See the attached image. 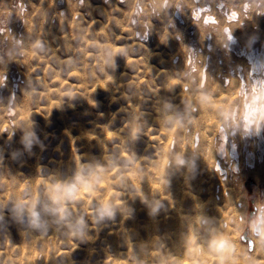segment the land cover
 Wrapping results in <instances>:
<instances>
[{"label": "rangeland", "instance_id": "obj_1", "mask_svg": "<svg viewBox=\"0 0 264 264\" xmlns=\"http://www.w3.org/2000/svg\"><path fill=\"white\" fill-rule=\"evenodd\" d=\"M233 1L0 0V264H264V0Z\"/></svg>", "mask_w": 264, "mask_h": 264}, {"label": "bare ground", "instance_id": "obj_2", "mask_svg": "<svg viewBox=\"0 0 264 264\" xmlns=\"http://www.w3.org/2000/svg\"><path fill=\"white\" fill-rule=\"evenodd\" d=\"M195 1V0H194ZM178 2V1H177ZM233 2H235V0L233 1ZM236 2H237V0H236ZM235 2V3H236ZM256 2V1H255ZM184 2L182 1V4H183ZM219 3V2H218ZM179 4V3H178ZM201 5V4H200ZM244 6V5H243ZM179 7V6H178ZM185 7H186V5H185ZM188 8V7H187ZM245 8V7H244ZM178 9V8H177ZM264 9V8H263ZM179 10V9H178ZM177 10V11H178ZM198 10H200V8L198 9ZM203 11H205V10H203ZM185 12V11H184ZM197 12H199V11H197ZM232 12V11H231ZM264 12V11H263ZM179 13V12H178ZM209 13V12H208ZM154 14H155V12H154ZM169 14V13H168ZM194 14H196V13H194L193 12V15ZM197 14H199V13H197ZM196 14V15H197ZM264 14V13H263ZM207 15V14H206ZM210 15V14H209ZM208 15V16H209ZM174 16H175V14H174ZM177 16H179V15H177ZM199 16V15H198ZM176 17V16H175ZM229 17V16H228ZM227 17V18H228ZM177 18V17H176ZM206 18V17H205ZM209 18V17H208ZM210 18H211V21H214V20H212V17H211V15H210ZM194 19V18H193ZM230 19V18H229ZM166 20H168V19H166ZM179 20H180V18H179ZM195 20V19H194ZM160 21V20H159ZM211 21H209L208 20V22H211ZM228 21V20H227ZM158 22V21H157ZM180 22H181V20H180ZM158 23H160L161 24V22H158ZM162 23H163V21H162ZM169 23V22H168ZM206 23V22H205ZM170 24V23H169ZM216 24V23H215ZM196 25V24H195ZM208 25V24H207ZM222 25V24H221ZM238 25V24H237ZM185 26V25H184ZM209 26V25H208ZM192 27V26H191ZM203 27V26H202ZM239 27H241V26H239ZM243 27V26H242ZM257 27H258V24H257ZM163 28V27H162ZM170 28V27H169ZM188 28V27H187ZM209 28H210V26H209ZM159 29V28H158ZM226 28H224V30H225ZM167 30V29H166ZM212 30V29H211ZM221 30V29H220ZM186 31V30H185ZM226 31H227V29H226ZM237 31V30H236ZM251 31V30H250ZM119 32V31H118ZM166 32V31H165ZM213 32V31H212ZM127 33V32H126ZM185 33V32H184ZM194 33V35H195V32H193ZM202 33V32H201ZM206 33V32H205ZM186 34V33H185ZM229 34V33H228ZM227 34V35H228ZM187 35H189L188 33H187ZM206 35V34H205ZM221 34H219V36H220ZM227 35H225L226 37H227ZM247 35H248V33H247ZM176 36V35H175ZM185 36V35H184ZM230 35H228V37H229ZM205 37V36H204ZM190 38V37H189ZM195 38V37H194ZM199 38V37H198ZM230 39H232V37H229ZM151 39V38H150ZM159 39V38H158ZM177 39V38H176ZM188 38H186V40H187ZM224 40H226L225 38H223ZM178 40V39H177ZM189 40V39H188ZM263 40V39H262ZM199 41V40H198ZM228 41V40H227ZM135 42V41H134ZM140 42V41H139ZM183 42V41H182ZM187 42V41H186ZM217 42V41H216ZM263 42V41H262ZM189 43H190V41H189ZM199 43V42H198ZM130 44V43H129ZM143 44V43H142ZM178 44V43H177ZM188 44V43H187ZM192 44H194V43H192ZM206 44V43H205ZM217 44H219V42L217 43ZM140 45V44H139ZM180 45H181V43H180ZM260 45V44H259ZM179 46V45H178ZM191 46H193V45H191ZM209 46V45H208ZM213 46H214V43H213ZM264 46V45H263ZM123 47V46H122ZM133 47H135V46H133ZM146 47V46H145ZM210 47V46H209ZM223 46H220V48H222ZM148 48H150V47H148ZM147 48V49H148ZM188 48H190V47H188ZM194 48V47H193ZM199 48V47H198ZM212 48V47H211ZM219 48V47H218ZM131 49H132V47H131ZM151 49V48H150ZM187 49V48H186ZM227 49V48H226ZM256 49H258V48H256ZM227 50H229V49H227ZM127 51V50H126ZM125 51V52H126ZM130 51V50H129ZM147 51V50H146ZM158 51V50H157ZM196 51V50H195ZM222 51V50H221ZM224 51H225V49H224ZM223 51V52H224ZM156 52V51H155ZM168 52V51H167ZM173 52V51H172ZM209 52H211L210 50H209ZM226 52V51H225ZM224 52V53H225ZM174 53H175V51H174ZM173 53V54H174ZM189 53V52H188ZM191 53V52H190ZM189 53V54H190ZM216 53V52H215ZM242 53V52H241ZM144 54H146L145 52H144ZM220 54V53H219ZM247 54V53H246ZM127 55V53L125 54V56ZM191 55V54H190ZM218 55V54H217ZM221 55V54H220ZM223 55H225V54H223ZM243 55H245L244 53H243ZM242 55V56H243ZM145 56V55H144ZM129 57V56H128ZM135 57V56H134ZM133 57V58H134ZM146 57H147V55H146ZM177 57V56H176ZM176 57L174 58L175 60H176ZM222 57H224V56H222ZM246 57V56H245ZM247 57H248V59L250 60V62H251V64H252V66L251 67H253V68H255V70L256 71H258V72H260V74L261 75H259L258 77H257V79H255L254 81L256 82V84H258L259 86H261V85H263L264 84V50H252L251 52H249L248 54H247ZM219 58V57H218ZM247 59V58H246ZM67 61V60H66ZM69 61H70V59H69ZM112 61V60H111ZM185 61V60H184ZM183 61V62H184ZM226 61V60H225ZM248 61V60H247ZM72 62V61H71ZM173 62V61H172ZM207 62V61H206ZM205 62V63H206ZM232 62V61H231ZM70 63V62H69ZM112 63V62H111ZM188 63V62H187ZM249 63V62H248ZM167 64V63H166ZM175 64V63H174ZM183 64V63H182ZM227 64V63H226ZM225 64V65H226ZM237 64V63H236ZM70 65H71V63H70ZM217 65V64H216ZM239 65V64H238ZM169 66V65H168ZM218 66V65H217ZM245 66H247V64H245ZM75 67V64H74V66H73V68ZM157 67V66H156ZM170 67V66H169ZM168 67V68H169ZM183 67H184V65H183ZM226 67H228V66H226ZM229 68V67H228ZM228 68H227V71H231V69H229L228 70ZM237 68H238V66H237ZM241 68V67H240ZM252 68V69H253ZM211 69H213V68H211ZM218 69V68H217ZM245 69H246V67H245ZM72 70H74V71H77V69L75 70V69H72ZM79 70V69H78ZM169 70V69H168ZM190 70V69H189ZM189 70H188V72H189ZM221 70V69H220ZM223 70V69H222ZM235 70V72H237L236 71V69H234ZM238 70V69H237ZM163 71V70H162ZM187 71V70H186ZM200 71V70H199ZM204 71V70H203ZM217 71H219V70H216V72ZM225 71V70H224ZM229 71V72H230ZM83 72V71H82ZM122 72H123V70H122ZM121 72V73H122ZM125 72V71H124ZM221 71H219L218 73H220ZM242 72H243V70H242ZM105 73V72H104ZM111 73V72H110ZM118 73V72H117ZM169 73V72H168ZM197 73V72H196ZM212 73V72H211ZM222 73V72H221ZM226 73V72H225ZM82 74V73H81ZM178 74V73H177ZM232 74V73H231ZM230 74V75H231ZM183 75V74H182ZM197 75V74H196ZM221 75V74H220ZM219 75V76H220ZM228 75V74H227ZM229 75V76H230ZM246 75V74H245ZM108 76V75H107ZM119 76V75H118ZM188 76V75H187ZM223 76V75H222ZM238 76V75H237ZM241 76V75H240ZM96 77V76H95ZM109 77V76H108ZM218 77V76H217ZM231 77V76H230ZM230 77H229V79L228 80H230ZM97 78H98V76H97ZM175 78V77H174ZM215 78V77H214ZM213 78V79H214ZM221 78H223V77H221ZM235 78V77H234ZM238 78V77H237ZM27 79V78H26ZM83 79V78H82ZM203 79H204V77H203ZM209 79V78H208ZM85 80V79H84ZM92 80V79H91ZM110 80H113V79H111L110 78ZM117 80H119V79H117ZM162 80V79H161ZM174 80H176V79H174ZM180 80V79H179ZM182 80V79H181ZM192 80V79H191ZM210 80V79H209ZM227 80V79H226ZM225 80V81H226ZM234 79H232V81H233ZM93 81V80H92ZM95 81V80H94ZM103 81H104V79H103ZM115 81V80H114ZM213 81V80H212ZM242 81V80H241ZM253 81V80H252ZM28 82V81H27ZM121 82V81H120ZM196 82H197V80H196ZM209 82H211V81H209ZM208 82V83H209ZM83 83H84V81H83ZM99 83V82H98ZM103 84V82H100L99 84ZM105 83V82H104ZM108 83V82H107ZM119 83V82H118ZM135 83V82H134ZM225 83V82H224ZM234 83H236L235 82V80H234ZM86 84V83H85ZM93 84V83H92ZM94 84H95V82H94ZM101 84V85H102ZM155 84V83H154ZM252 84V83H251ZM106 85V84H105ZM110 85V84H109ZM117 85V84H116ZM157 85V84H156ZM213 85V84H212ZM237 85H239L238 83H237ZM257 85V86H258ZM25 86V85H24ZM93 86V85H92ZM122 86V85H121ZM158 86V85H157ZM202 86V85H201ZM234 86V85H233ZM251 86V85H250ZM88 87V86H87ZM104 88H106L105 86H103ZM107 87H108V85H107ZM115 87V86H114ZM123 87V86H122ZM150 87H151V83H150ZM153 87V86H152ZM165 87V86H164ZM185 87H186V85H185ZM184 87V88H185ZM240 87H242V86H240ZM24 88V87H23ZM86 88V87H85ZM92 88V87H91ZM196 88V87H195ZM207 88H209V87H207ZM251 88V87H250ZM262 88V87H261ZM26 89V88H25ZM109 89H111L110 87H109ZM108 89V90H109ZM226 89V88H225ZM233 89V88H232ZM240 89H242V88H240ZM239 89V90H240ZM255 89H257V87L255 88ZM27 90V89H26ZM137 90H138V88H137ZM259 90V89H258ZM145 91V90H144ZM195 91V90H194ZM206 91V90H205ZM208 91V90H207ZM221 91H223V90H221ZM235 91V90H234ZM236 91H237V89H236ZM247 91H249L248 89H247ZM87 92V91H86ZM96 93V91L94 90L93 91V93ZM109 92V91H108ZM107 92V93H108ZM111 92V91H110ZM152 92V91H151ZM181 92V91H180ZM209 92V91H208ZM240 92V91H239ZM256 92V91H255ZM258 92V91H257ZM25 93H26V91H25ZM123 93V92H122ZM157 93V92H156ZM160 93H161V91H160ZM205 93V92H204ZM223 93H225L224 91H223ZM245 93H247V92H245ZM252 93V92H251ZM260 93V92H259ZM86 94V93H85ZM110 94V93H109ZM133 94V93H132ZM234 94V93H233ZM242 94V93H241ZM84 95V94H83ZM112 95V94H111ZM163 95H165V94H163ZM209 95V94H208ZM243 95H245V94H243ZM247 95H248V93H247ZM260 95V94H259ZM128 96V95H127ZM132 96V95H131ZM169 96V95H168ZM239 96H241L240 94H239ZM246 96V95H245ZM244 96V97H245ZM257 96V95H256ZM262 96H263V94H262ZM107 97H109V96H107ZM174 97V96H173ZM198 97V96H197ZM150 98H152V97H150ZM158 98V97H157ZM181 98V97H180ZM210 98V97H209ZM240 98V97H239ZM241 98H243L242 96H241ZM240 98V99H241ZM247 98H250V97H246V99ZM253 98H254V96H253ZM87 99H88V97H87ZM109 99H110V97H109ZM146 99H147V97H146ZM261 99V98H260ZM263 99V98H262ZM82 100V99H81ZM156 100V99H155ZM160 100V99H159ZM191 101H192V99H190ZM203 100V99H202ZM201 100V101H202ZM141 101V100H140ZM150 101H151V99H150ZM246 101V100H245ZM255 101V100H254ZM161 102V101H160ZM213 102V101H212ZM253 102V101H252ZM263 102V101H262ZM152 103V102H151ZM170 103V102H169ZM235 103H236V101H235ZM239 103H240V105L242 104L240 101H239ZM190 104V103H189ZM192 104V103H191ZM230 104V103H229ZM238 104V103H237ZM260 104H263V105H260V106H257L258 104H255V105H252V103H245V106H244V108L242 109L241 108V113H242V119L244 120V121H246L247 123H251L252 121H250V119H249V111L250 110H252V109H254V108H259L262 112L261 113H264V103H260ZM81 105V104H80ZM144 105V104H143ZM146 105V104H145ZM224 105V104H223ZM239 105V104H238ZM243 105H244V103H243ZM174 106V105H173ZM80 107V106H79ZM78 107V108H79ZM189 107V106H188ZM191 107V106H190ZM240 107V106H239ZM242 107V106H241ZM85 108V107H84ZM87 108H88V106H87ZM155 108V107H154ZM154 108H153V110H154ZM172 108H174V107H172ZM181 108V107H180ZM236 108V107H235ZM237 108H238V106H237ZM81 109H82V107H81ZM86 109V108H85ZM84 109V110H85ZM188 109V108H187ZM192 109V108H191ZM195 109V108H194ZM193 109V110H194ZM211 109H212V107H211ZM79 110V109H78ZM130 110V109H129ZM135 110V109H134ZM177 111H179L180 109L178 108V109H176ZM183 110V109H182ZM190 110V109H189ZM226 110V109H225ZM240 110V109H239ZM255 110V109H254ZM142 111V110H141ZM147 111V110H146ZM222 111V110H221ZM234 111H236V109H234ZM237 111H238V109H237ZM257 111V110H256ZM80 112H82L81 110H80ZM143 112H144V110H143ZM149 112V111H148ZM151 112V111H150ZM149 112V113H150ZM172 112V111H171ZM189 112V111H188ZM224 112V111H223ZM253 112H255V111H253ZM133 113V112H132ZM135 113V112H134ZM237 113V112H236ZM255 113H257V112H255ZM102 114H104V112L102 113ZM139 114H141V113H139ZM144 114V113H143ZM146 114V113H145ZM157 114V113H156ZM174 114V113H173ZM177 114V113H176ZM180 114V113H179ZM218 114H221L220 112L218 113ZM238 114L240 115V112H238ZM168 115V114H167ZM198 115V114H197ZM213 115V114H212ZM235 115V114H234ZM255 115H257V114H255ZM261 115V114H260ZM107 116V115H106ZM142 116V115H141ZM174 116V115H173ZM210 116V115H209ZM238 116V115H237ZM263 116H264V114H263ZM143 117V116H142ZM154 117V116H153ZM161 117V116H160ZM208 117V116H207ZM258 117H259V115H258ZM222 118V117H221ZM226 118V117H225ZM236 118V117H235ZM264 118V117H263ZM152 118L150 117V119L149 120H151ZM161 119V118H160ZM175 119V118H174ZM227 119V118H226ZM259 119V118H258ZM110 120V119H109ZM129 120V119H128ZM193 120V119H192ZM215 120V119H214ZM134 121V120H133ZM220 121V120H219ZM231 121V120H230ZM229 121V122H230ZM232 121H234V120H232ZM238 121H240V120H238ZM152 122V121H151ZM171 122V121H170ZM204 122V121H203ZM216 122H218V121H216ZM241 122V121H240ZM257 122H258V120H257ZM260 122V121H259ZM137 123V122H136ZM192 123H194V122H192ZM207 123V122H206ZM225 123V122H224ZM231 123V122H230ZM242 123V122H241ZM251 124H253V123H251ZM164 125V124H163ZM206 125V124H205ZM244 125V124H243ZM247 125V124H246ZM263 125H264V123H263ZM105 126H107L106 124H105ZM173 126V125H172ZM202 126V125H201ZM220 126V125H219ZM167 127V126H166ZM194 127V126H193ZM221 127H223V126H221ZM244 127V126H243ZM248 127V126H247ZM246 127V128H247ZM156 128V127H155ZM168 128H171V126L170 127H168ZM226 128V127H225ZM104 129H105V127H104ZM205 129V128H204ZM226 129H228V128H226ZM241 129V128H240ZM245 128H243V130H244ZM93 130H94V124H93ZM118 130H120V129H118ZM168 130V129H167ZM222 131L221 132H218V133H220L219 135L220 136H222L223 138H225V140H226V134H225V132L223 131V128L221 129ZM255 130V129H254ZM263 130H264V128L258 123L257 125H256V134H257V140H258V142H256L257 143V147H258V155H259V158L261 159L262 158V156L264 155V133H263ZM78 131H79V129H78ZM108 130H106V132H107ZM110 131V130H109ZM129 131V130H128ZM214 131V130H213ZM216 131V130H215ZM241 131V130H240ZM86 132V131H85ZM112 132H113V130H112ZM158 132V131H157ZM162 132V131H161ZM169 132V131H168ZM202 132V131H201ZM253 132V131H252ZM182 133V132H181ZM203 133H204V131H203ZM217 133V134H218ZM245 133V132H244ZM92 134V133H91ZM102 134V133H101ZM105 134V133H104ZM81 135V134H80ZM94 135V134H93ZM107 135V134H106ZM135 135V134H134ZM133 135V136H134ZM178 135V134H177ZM184 135V134H183ZM192 135V134H191ZM231 135V134H230ZM245 135V134H244ZM105 136V135H104ZM103 136V137H104ZM137 136V135H136ZM158 136V135H157ZM167 136H168V134H167ZM206 136V135H205ZM218 136V135H217ZM165 137V136H164ZM176 137V136H175ZM207 137V136H206ZM222 137H220V138H222ZM231 137V136H230ZM229 137V138H230ZM85 138V137H84ZM148 138V137H147ZM161 138V137H160ZM196 139L195 140H197V137H195ZM209 138V137H208ZM233 138H235V137H232V139ZM242 138V137H241ZM129 139V138H128ZM131 139V138H130ZM129 139V143L131 142V140ZM177 139V138H176ZM231 139V138H230ZM86 140H88V139H86ZM214 140V139H213ZM217 140V139H216ZM220 140H222V139H220ZM102 141H104L103 140V138H102ZM173 141V140H172ZM224 141V140H223ZM242 141V140H241ZM82 142V141H81ZM122 142V141H121ZM127 142V141H126ZM132 142H133V140H132ZM176 142H178V141H176ZM208 142V141H207ZM207 142L206 143H203V147H201L200 148V150H198V151H196V152H193L192 150H190V151H188L190 154H194V156H196V158H197V163H198V166L199 167H201L202 169H204V168H206L207 169V167H206V164L210 161V158H211V155L213 154V153H216L219 157H221L223 154H224V143H222V141H221V144H220V146H217V148L215 149V150H211V147L210 146H208L207 145ZM210 142V141H209ZM225 142V141H224ZM247 142V141H246ZM171 143V142H170ZM173 143V142H172ZM174 143H175V140H174ZM219 143H220V141H219ZM253 143H254V141H253ZM97 144V143H96ZM102 144H103V142H102ZM148 144V143H147ZM160 144V143H159ZM246 144V143H245ZM255 144V143H254ZM131 145V144H130ZM146 145V144H145ZM175 145H177V144H175ZM183 145V144H182ZM251 145H253V144H251ZM160 146V145H159ZM187 146L188 145H186V148H187ZM247 146V145H246ZM230 147H231V153H233L234 152V145L233 144H231L230 145ZM104 148H105V144H104ZM155 148V147H154ZM177 148V147H176ZM182 148V147H181ZM189 148V147H188ZM132 149V148H131ZM157 149V148H156ZM178 149V148H177ZM102 150H103V147H102ZM105 150V149H104ZM143 150V149H142ZM255 150V149H254ZM121 151V150H120ZM136 151V150H135ZM179 151H180V149H179ZM182 151V150H181ZM230 151V150H229ZM125 152V151H124ZM123 151H122V154H126V152L124 153ZM142 153V152H141ZM177 153V152H176ZM82 154V153H81ZM89 154H90V152H89ZM93 153H91V155H92ZM120 154V153H119ZM128 154V153H127ZM137 154V153H136ZM84 155V154H83ZM234 155V154H233ZM118 156V155H117ZM130 155H128V157H129ZM138 156V155H137ZM142 156V155H141ZM236 156V155H235ZM174 157V156H173ZM245 157H247V159H248V161H252V154L251 153H249L248 151H246L245 150ZM136 159V158H135ZM138 159V158H137ZM145 159V158H144ZM177 159V158H176ZM181 159V158H180ZM217 160V159H216ZM88 161V160H87ZM177 161V160H176ZM183 162H184V159L182 160ZM220 160H218V161H216L215 162V165H216V167L215 168H218V169H221L222 167L220 166V162H219ZM247 161V160H246ZM135 162V161H134ZM66 165H67V163L66 162H64ZM84 163V162H83ZM144 163V162H143ZM168 163V162H167ZM262 163V162H261ZM105 164V163H104ZM134 164V163H133ZM176 164V163H175ZM101 164H99L98 166H100ZM118 165V164H117ZM129 165V164H128ZM167 165V164H166ZM173 165V164H172ZM213 165V164H212ZM74 166V165H73ZM87 166V165H86ZM93 166H95L96 167V165H93ZM114 166V165H113ZM119 166H122V165H119ZM133 166V165H132ZM162 166V165H161ZM176 166V165H175ZM184 166H187V165H185L184 164ZM208 166V165H207ZM39 167V166H38ZM37 167V168H38ZM210 167V166H209ZM221 167V168H220ZM67 168V167H66ZM162 168V167H161ZM170 168H171V166H170ZM182 168V167H181ZM211 168V167H210ZM40 169V168H39ZM85 169V168H84ZM112 169H114V168H112ZM112 169H110L109 171H111ZM177 169V168H176ZM92 171V170H91ZM108 171V172H109ZM185 171V170H184ZM209 171V170H208ZM65 172V171H64ZM181 172V171H180ZM205 172H206V170H205ZM81 173V172H80ZM124 173V172H123ZM135 173V172H134ZM182 173V172H181ZM210 173V172H209ZM49 174V173H48ZM57 174V173H56ZM52 175H53V173H52ZM104 175V174H103ZM179 175H181V174H179ZM210 175H212V174H210ZM65 176L67 177L68 176V174L66 175L65 174ZM83 176V175H82ZM102 176V175H101ZM135 176H136V174H135ZM177 176V175H176ZM204 176H205V174H204ZM79 177V176H78ZM117 177V176H116ZM43 178H45V177H43ZM55 178H57V177H55ZM55 178H54V180H55ZM108 178V177H107ZM155 178V177H154ZM63 179H65V177H63L62 178V180ZM138 179V178H137ZM149 179V178H148ZM160 179V178H159ZM178 179V178H177ZM82 180V179H81ZM88 180H89V178H88ZM108 180V179H107ZM109 180H111V179H109ZM132 180H133V177H132ZM135 180V179H134ZM133 180V181H134ZM179 180V179H178ZM40 181H46V182H48V179L47 180H40ZM90 181V180H89ZM68 182H70V181H68ZM132 182V181H131ZM135 182V181H134ZM183 182V181H182ZM44 183V182H43ZM83 183H84V181H83ZM98 183V182H97ZM180 183V182H179ZM52 184V183H51ZM134 184H136V183H134ZM138 184H139V182H138ZM141 184V183H140ZM153 184V183H152ZM177 184V183H176ZM109 185V184H108ZM111 185V184H110ZM105 186V185H104ZM126 186V185H125ZM136 186V185H135ZM82 187V186H81ZM111 187V186H110ZM114 187H112V188H109V190H111V189H113ZM115 189V192H116V188H114ZM151 189V188H150ZM122 190V189H121ZM121 190H118V191H121ZM127 190V189H126ZM114 192V193H115ZM122 192V191H121ZM124 192V191H123ZM126 192V191H125ZM128 192H129V190H128ZM132 192V191H131ZM152 192V191H151ZM81 193V192H80ZM182 193V192H181ZM141 195V194H140ZM83 196V195H82ZM85 196V195H84ZM122 196V195H121ZM80 197H81V195H80ZM101 197V196H100ZM117 197V196H116ZM151 198H152V196H150ZM177 197V196H176ZM84 198V197H83ZM110 198V197H109ZM115 198V197H114ZM154 198V197H153ZM158 198V197H157ZM180 198V197H179ZM150 199V198H149ZM99 200V199H98ZM104 200V199H103ZM120 200V199H119ZM139 201V200H138ZM154 201H155V199H154ZM179 201V200H178ZM116 202V201H115ZM145 202V201H144ZM152 203H154L153 201H152ZM103 204V203H102ZM178 204H179V202H178ZM128 205V204H127ZM180 206V205H179ZM141 207V206H140ZM120 209V208H119ZM128 209H129V207H128ZM143 210H145V209H143ZM153 210V209H152ZM133 211H134V209H133ZM179 211V210H178ZM121 212V211H120ZM148 212V211H147ZM153 213V212H152ZM124 215V214H123ZM127 215V214H126ZM153 215V214H152ZM129 216H130V214H129ZM77 218V217H76ZM109 218H110V216H109ZM133 218V217H132ZM180 218V217H179ZM147 219H148V216H147ZM155 220V219H154ZM120 221V220H119ZM153 221V220H152ZM110 222V221H109ZM111 223H112V221H111ZM90 224V223H89ZM116 224V223H115ZM181 224V223H180ZM97 225V224H96ZM101 225V224H100ZM143 225H145V224H143ZM182 225V224H181ZM188 225H191V224H188ZM91 226V225H90ZM111 226V225H110ZM114 226L115 225H113V229H112V231L114 230ZM118 226V225H117ZM132 226V225H131ZM152 226V225H151ZM150 226V228H152ZM92 227V226H91ZM136 227H138L137 225H136ZM154 227V226H153ZM93 228H94V226H93ZM96 229H97V227H96ZM110 229V228H109ZM116 229H117V227H116ZM132 228H130V230H131ZM173 229H175V230H177L176 228H173ZM181 229V228H180ZM94 230H95V228H94ZM138 230V229H137ZM116 231V230H115ZM125 231V230H124ZM135 231H136V229H135ZM145 231H146V229H145ZM154 231V230H153ZM156 231V230H155ZM89 232V231H88ZM93 232V231H92ZM95 232H96V230H95ZM108 232V231H107ZM132 232H134L133 231V229H132ZM189 232H190V230H189ZM105 233V232H104ZM109 233V232H108ZM128 233V232H127ZM138 233H139V231H138ZM176 233V232H175ZM88 234V233H87ZM125 234V233H124ZM135 234V233H134ZM183 234V233H182ZM185 234H186V231H185ZM188 234V233H187ZM190 234V233H189ZM89 235V234H88ZM118 235V234H117ZM128 235V234H127ZM127 235H125V236H127ZM138 235H140V234H138ZM172 235H173V233H172ZM181 235V234H180ZM191 235H192V233H191ZM87 236V235H86ZM93 236V235H92ZM177 236V235H176ZM94 237V236H93ZM112 237V236H111ZM136 237V236H135ZM140 237V236H139ZM138 237V238H139ZM143 237V236H142ZM50 238H51V236H50ZM88 238H89V236H88ZM104 238V237H103ZM106 238V237H105ZM115 238V237H114ZM125 238V237H124ZM255 238V237H254ZM258 238V237H257ZM92 239V238H91ZM117 239V238H116ZM115 239V240H116ZM126 239H128V238H126ZM143 239V238H142ZM141 239V240H142ZM183 239H185V238H183ZM52 240V239H51ZM119 240V239H118ZM116 241V242H119V241ZM131 240V239H130ZM176 240H177V237H176ZM179 240V239H178ZM93 241V240H92ZM113 241V240H112ZM185 241V240H184ZM91 242V241H90ZM89 242V243H90ZM110 242V241H109ZM126 242V241H125ZM136 242H137V240H136ZM182 242H183V240H182ZM182 242H181V244H182ZM186 242V241H185ZM85 243V242H84ZM87 244L88 246L90 245V244ZM107 243V242H106ZM128 244H130V242H128ZM128 244H127V246H128ZM85 245V244H84ZM92 245V244H91ZM90 245V246H91ZM99 245V244H98ZM186 245V244H185ZM73 246V245H72ZM77 246H78V244H77ZM86 246V245H85ZM90 246L88 247V248H90ZM114 246V245H113ZM112 246V247H113ZM126 246V247H127ZM189 246V245H188ZM74 247V246H73ZM82 247V246H81ZM101 247V246H100ZM115 247V246H114ZM187 247V246H186ZM85 248V247H84ZM71 249V248H70ZM83 249V248H82ZM91 249V248H90ZM182 249H183V247H182ZM64 250V249H63ZM84 250V249H83ZM103 250V249H102ZM116 250H118V248L116 249ZM126 250H127V248H126ZM184 250V249H183ZM82 251V250H81ZM88 251V250H87ZM106 250H104L103 252H104V254H106V252H105ZM122 251V250H121ZM179 251V250H178ZM118 252V251H117ZM62 253V252H61ZM64 253V252H63ZM78 253V252H77ZM89 253V252H88ZM109 253V252H108ZM115 254V253H114ZM151 254V253H150ZM81 255V254H80ZM85 255V254H84ZM107 255V254H106ZM125 255H127V254H125ZM180 255V254H179ZM82 256H83V254H82ZM119 256V255H118ZM146 256H147V252H146ZM146 256H145V258H146ZM149 256V255H148ZM174 256V255H173ZM108 257V256H107ZM114 257V256H113ZM150 257H151V255H150ZM78 258V257H77ZM119 258V257H118ZM125 258V257H124ZM139 258H140V255H139ZM84 259V258H83ZM102 259V261H103V258H101ZM114 259V258H113ZM116 259V258H115ZM120 259V258H119ZM181 259V258H180ZM126 260V259H125ZM140 260V259H139ZM145 260V259H144ZM78 261H81V260H79L78 259ZM124 261V260H123ZM127 261V260H126ZM115 262V261H114ZM118 262H119V260H118ZM117 262V264H119ZM140 262V261H139ZM182 262V261H181ZM84 263V262H83ZM109 263V262H108ZM125 263V262H124ZM123 263V264H124ZM218 263V262H217ZM79 264H81V263H79ZM110 264V263H109ZM141 264H142V262H141ZM146 264H147V262H146ZM219 264V263H218Z\"/></svg>", "mask_w": 264, "mask_h": 264}, {"label": "water", "instance_id": "obj_3", "mask_svg": "<svg viewBox=\"0 0 264 264\" xmlns=\"http://www.w3.org/2000/svg\"><path fill=\"white\" fill-rule=\"evenodd\" d=\"M259 228H260V221L257 223V225H256L255 229L258 231V230H259Z\"/></svg>", "mask_w": 264, "mask_h": 264}, {"label": "clouds", "instance_id": "obj_4", "mask_svg": "<svg viewBox=\"0 0 264 264\" xmlns=\"http://www.w3.org/2000/svg\"><path fill=\"white\" fill-rule=\"evenodd\" d=\"M36 213L35 212H33V217H36ZM109 215H111V213H109ZM35 222V221H34Z\"/></svg>", "mask_w": 264, "mask_h": 264}]
</instances>
